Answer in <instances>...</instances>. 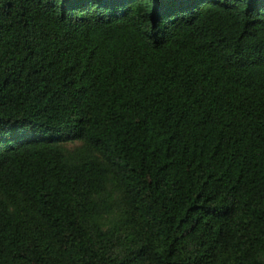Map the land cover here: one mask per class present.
<instances>
[{
  "label": "trees",
  "instance_id": "trees-1",
  "mask_svg": "<svg viewBox=\"0 0 264 264\" xmlns=\"http://www.w3.org/2000/svg\"><path fill=\"white\" fill-rule=\"evenodd\" d=\"M0 264H264V0H0Z\"/></svg>",
  "mask_w": 264,
  "mask_h": 264
}]
</instances>
